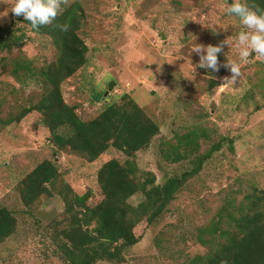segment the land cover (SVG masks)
<instances>
[{
  "label": "rangeland",
  "instance_id": "374dc122",
  "mask_svg": "<svg viewBox=\"0 0 264 264\" xmlns=\"http://www.w3.org/2000/svg\"><path fill=\"white\" fill-rule=\"evenodd\" d=\"M15 0H0V22L25 33L24 48L10 57L32 61L37 68L54 63V41L31 31L23 16L12 13ZM79 3L86 20L81 37L89 47L88 64L62 87L64 99L76 107L84 121L97 118L109 103L130 95L161 128L151 147L138 153L144 172L165 175L182 170L164 159L178 139L194 130H205L209 141L203 149L222 139H232L235 152L225 147L200 176L191 180L157 227L142 225V241L127 253L125 264H191L205 253L194 233L210 225L226 203H240L254 188L264 191V58L255 54L241 66L235 82L230 70L199 68L196 44H225L220 64L238 58L235 37L242 30L237 18L227 14L232 0H66ZM166 39H164L163 35ZM232 38V39H231ZM2 117L38 102L41 87L32 81L18 82L1 74ZM212 81L219 86L211 90ZM115 82L113 91L109 84ZM37 113L22 123L0 128V207L15 213L17 233L0 246V264H66L55 252L50 226L62 218L65 204L60 196L44 197L33 208L24 206L19 183L45 160H57L76 193L91 190L102 198L98 172L110 160L125 163L127 157L112 148L91 164L77 154L59 152L50 132L41 126ZM58 183L56 193L61 188ZM142 196L131 200L138 205ZM160 244L162 247H158ZM107 264V263H105Z\"/></svg>",
  "mask_w": 264,
  "mask_h": 264
},
{
  "label": "trees",
  "instance_id": "16d2710c",
  "mask_svg": "<svg viewBox=\"0 0 264 264\" xmlns=\"http://www.w3.org/2000/svg\"><path fill=\"white\" fill-rule=\"evenodd\" d=\"M249 7L264 10V0H247ZM86 15L79 3L62 4L55 20L33 33L50 37L58 48L54 63L37 68L32 61L10 57L22 50L27 38L20 28L0 22V69L20 83L32 81L42 89L38 102L22 107L16 114L3 118L0 100V128L22 123L31 115L41 116V126L59 152L68 151L97 162L114 148L126 155L121 163L110 160L99 170L98 183L102 198L96 200L91 190L83 195L62 182L57 160H45L18 185L25 207L33 208L44 198L60 196L65 204L61 219L50 226L51 242L56 254L66 264H125L127 253L142 241L138 227H157L166 218L171 205L189 182L202 173L215 155L227 147L232 153V139L224 138L203 149L209 141L207 131H191L178 139V144L164 159L181 165L182 170L160 180L153 172H144L137 163L138 153L151 147L161 128L130 96L109 103L94 120H82L76 107L64 99L62 87L88 64L89 47L81 37ZM219 83L212 81L211 90ZM61 183L59 192L58 183ZM142 196L138 205L131 200ZM19 228L15 213L0 207V246ZM205 249L191 264H264V191L254 188L237 203L234 199L219 211L215 220L194 233ZM158 247H162L158 244Z\"/></svg>",
  "mask_w": 264,
  "mask_h": 264
},
{
  "label": "clouds",
  "instance_id": "9594fccd",
  "mask_svg": "<svg viewBox=\"0 0 264 264\" xmlns=\"http://www.w3.org/2000/svg\"><path fill=\"white\" fill-rule=\"evenodd\" d=\"M62 3H66V0H15L12 13L18 17L23 16L33 30H39L55 20ZM227 14L237 18L242 26L234 44L238 58L220 64L219 55L223 52L225 44L232 46L228 43L230 39L219 45L196 44L193 49L200 58L199 68L211 69L214 72H219L221 67L230 70L232 76L230 79L225 78L226 83L235 82L241 75V66L248 64L253 54L257 59L264 58V10L249 7L247 0H232L227 7Z\"/></svg>",
  "mask_w": 264,
  "mask_h": 264
},
{
  "label": "water",
  "instance_id": "95a60500",
  "mask_svg": "<svg viewBox=\"0 0 264 264\" xmlns=\"http://www.w3.org/2000/svg\"><path fill=\"white\" fill-rule=\"evenodd\" d=\"M162 35H163V34H162ZM163 37H164V39H166L164 35H163ZM115 85H116L115 82H112V83L109 84V90H108V92H107L106 95H105L106 97H109V92L113 91Z\"/></svg>",
  "mask_w": 264,
  "mask_h": 264
}]
</instances>
